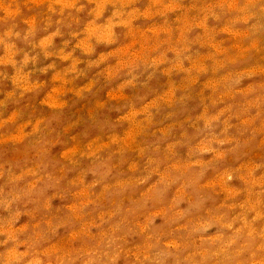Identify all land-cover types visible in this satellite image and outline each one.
I'll return each instance as SVG.
<instances>
[{"label": "clouds", "instance_id": "obj_1", "mask_svg": "<svg viewBox=\"0 0 264 264\" xmlns=\"http://www.w3.org/2000/svg\"><path fill=\"white\" fill-rule=\"evenodd\" d=\"M0 264H264V0H0Z\"/></svg>", "mask_w": 264, "mask_h": 264}]
</instances>
